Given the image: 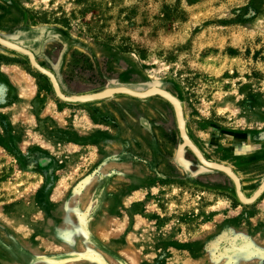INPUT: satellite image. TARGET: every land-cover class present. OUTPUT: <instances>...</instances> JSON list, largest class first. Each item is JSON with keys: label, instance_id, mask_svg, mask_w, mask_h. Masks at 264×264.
I'll return each mask as SVG.
<instances>
[{"label": "rangeland", "instance_id": "374dc122", "mask_svg": "<svg viewBox=\"0 0 264 264\" xmlns=\"http://www.w3.org/2000/svg\"><path fill=\"white\" fill-rule=\"evenodd\" d=\"M40 25L85 45L64 57L69 91L169 81L191 140L253 192L264 0H0V32ZM60 49L44 54L54 62ZM177 142L164 98L65 102L26 57L0 51V264H264V191L245 204L225 174L190 182L172 161Z\"/></svg>", "mask_w": 264, "mask_h": 264}, {"label": "water", "instance_id": "95a60500", "mask_svg": "<svg viewBox=\"0 0 264 264\" xmlns=\"http://www.w3.org/2000/svg\"><path fill=\"white\" fill-rule=\"evenodd\" d=\"M35 42H39L37 47L34 46ZM51 42L61 45L60 52L54 62L44 54L45 45ZM73 46L85 48L81 41L54 25L22 26L11 32H0V51L26 57L34 69L48 78L55 96L65 102L88 103L111 100L122 96L137 99H145L151 96L164 98L173 108L178 131V142L172 161L183 172L187 180L199 184L198 177L201 175L225 174L233 183V187H227V190L234 192L239 201L245 204L253 203L263 193L264 175L256 180L253 192L248 195L243 189L240 177L229 165L207 158L195 145L189 136L181 100L168 89L169 81L161 78H148L141 82H129L112 78L107 79L104 86L91 92L78 93L67 90L60 69L66 53ZM40 58L49 64L48 68L39 63ZM189 150L194 154L195 161L186 157ZM202 165L206 167H202Z\"/></svg>", "mask_w": 264, "mask_h": 264}, {"label": "bare ground", "instance_id": "6f19581e", "mask_svg": "<svg viewBox=\"0 0 264 264\" xmlns=\"http://www.w3.org/2000/svg\"><path fill=\"white\" fill-rule=\"evenodd\" d=\"M16 71H17V70H16ZM21 77H22V75H21ZM18 79H19V78H18ZM21 79H23V78H21ZM21 79H20V80H21ZM97 224H98V223H97ZM18 225H19V224H18ZM20 228H21V226H20ZM20 228H18V229H20ZM22 228H23V227H22ZM22 228H21V229H22ZM23 229H24V228H23ZM24 234H25V233H24ZM104 234H105V233H104ZM130 238H133V237H130ZM128 239H129V238H128ZM129 252H130V251H129ZM132 261H133V260H132Z\"/></svg>", "mask_w": 264, "mask_h": 264}]
</instances>
